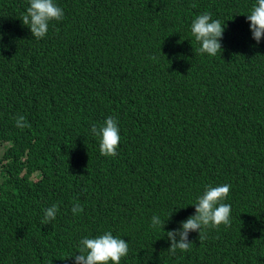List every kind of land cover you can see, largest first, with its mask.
I'll return each instance as SVG.
<instances>
[{"label":"trees","instance_id":"trees-1","mask_svg":"<svg viewBox=\"0 0 264 264\" xmlns=\"http://www.w3.org/2000/svg\"><path fill=\"white\" fill-rule=\"evenodd\" d=\"M54 2L63 19L35 39L21 21L29 0H0V264H74L80 240L105 232L128 242L120 264H264V38L246 18L256 0ZM205 12L225 24L215 56L191 33ZM108 117L116 156L90 131ZM225 183L231 225L170 253L166 233Z\"/></svg>","mask_w":264,"mask_h":264},{"label":"clouds","instance_id":"clouds-1","mask_svg":"<svg viewBox=\"0 0 264 264\" xmlns=\"http://www.w3.org/2000/svg\"><path fill=\"white\" fill-rule=\"evenodd\" d=\"M64 17V11L54 0H29L25 14L21 17L23 25L30 29L35 39H42L48 32L51 21H61ZM250 22V31L252 39L257 44L264 38V0H256L252 10L246 15ZM225 31V24L220 20H213L210 13L198 15L191 24V33L195 40L199 42L198 51L201 54L215 56L222 52L221 40ZM2 39V36H0ZM155 59V57H153ZM24 116L16 118V127L23 129L28 127ZM94 136L100 138L99 149L103 156H116L120 142V129L117 121L108 117L99 128L93 125L90 129ZM230 184H221L217 186L208 185L202 195L197 198L193 204L195 214L182 221L178 229L170 230L166 233L170 241L168 251L175 254L177 249L181 252L190 250L192 242L189 240V233L198 232L199 240L205 238L203 229L209 226L216 228L221 224L231 225V205L223 203L230 193ZM58 207L52 205L44 210L42 223L49 224L56 218ZM82 206L76 202L72 207L74 215L81 212ZM171 216V215H170ZM169 216V217H170ZM165 221H162L158 215L151 218V226L164 228ZM79 255H71L74 264H120L123 257L127 256L129 245L124 239L114 237L111 232H105L94 238L84 237L80 240Z\"/></svg>","mask_w":264,"mask_h":264}]
</instances>
